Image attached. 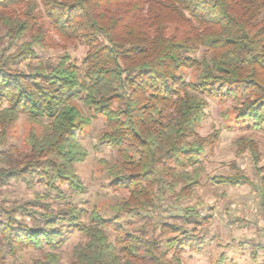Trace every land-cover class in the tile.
<instances>
[{
	"label": "trees",
	"instance_id": "obj_1",
	"mask_svg": "<svg viewBox=\"0 0 264 264\" xmlns=\"http://www.w3.org/2000/svg\"><path fill=\"white\" fill-rule=\"evenodd\" d=\"M28 1L0 0V28L5 31L0 36L1 185L22 181L30 189L39 184L62 194L60 186L67 184L73 193H83L76 166L88 152L77 131L103 117L108 131L102 141L118 149L123 160L114 167L120 174L113 175L112 185L129 190L122 203L128 205L127 213L139 214L157 208L160 196L188 198L200 185L201 158L219 135L198 134L206 98L241 87L237 119L252 121L264 133V0H41L58 32L83 40L89 51L83 72L68 53L58 63L39 62L25 73L15 67L36 55L35 45H43L40 36L17 45L38 26L36 5H29L24 17L10 9ZM202 49L210 56L197 59ZM189 70L194 80H186ZM22 114L42 126V132L32 130L30 152L15 155L2 148ZM236 145L239 154L250 152L259 166L256 141L244 137ZM258 172L264 191V173ZM246 181L239 171L220 177L221 184L233 186ZM4 212L0 235L15 242L11 251L49 250L34 264H56L55 251L65 244L64 234L74 230L88 239L75 248L74 264H183L184 250L201 251L205 243L195 229L164 224L162 232L174 236L163 252L161 240L127 233L98 212L91 215V229L76 209L49 215L38 228L16 220V209ZM184 218L188 225L202 219L196 205L185 210Z\"/></svg>",
	"mask_w": 264,
	"mask_h": 264
},
{
	"label": "rangeland",
	"instance_id": "obj_2",
	"mask_svg": "<svg viewBox=\"0 0 264 264\" xmlns=\"http://www.w3.org/2000/svg\"><path fill=\"white\" fill-rule=\"evenodd\" d=\"M35 4L36 10L33 15L37 18L38 26H34L33 32H28L25 40H19L17 45L23 42L33 40V36L41 37L43 45H35L36 55L27 58L19 63L15 69H19L25 73H31L32 69L39 65V62L58 63L60 58L65 54L71 56L72 63H75L80 70H84V59L89 51V45L79 38H71L58 32L51 19L43 13L41 0H29L27 3L11 8V11H17L22 17L30 7ZM34 23V22H33ZM32 23V24H33ZM5 31L0 28V36H4ZM9 39H6L5 44ZM18 47L12 48L15 52ZM204 56H210L205 50H200L195 57L201 59ZM187 81L195 79V73L189 70L185 75ZM226 90L222 91L218 97L206 98L208 103L205 109V116L198 129L201 137H207L213 133H218V139L212 146L206 148L205 155L201 158L204 174L201 177L200 185L195 189L194 194L184 199H176L171 195L160 196L157 209L163 208L159 203L160 200L172 201V214L165 219L155 221L154 210L142 211L139 214L117 213L111 202L105 199L106 194L90 193L86 187V180L91 176H101L103 173L110 172L115 166L122 165V158L118 149L110 144L103 142V135L108 131L105 118L100 117L93 119L90 125H83L81 130L77 131L79 141L85 146L88 157L77 164L76 170L85 190L83 193L75 194L71 191L67 184L61 185L62 194L49 193L42 185H36L30 189L22 181H11L7 185L0 184V221H5L6 214L4 210H10L8 204L10 201L7 195H17L26 197V203L31 205L40 203L31 199V197L39 192L44 199H54L63 201L64 208L55 212L58 214L63 210L75 209L71 206L70 197L76 195L88 196L93 199H85L83 203L90 205L93 212H98L102 217L114 219L117 221L127 233H132L137 237L146 240L158 239L162 241L161 251L166 249V240L174 236L169 232L163 233L162 226L164 224H178L189 232L195 229L196 233L205 239V243L201 251H192L186 249L181 257L183 264H264V201L263 187L261 185L260 173L258 168L264 173V133L256 131L252 121H243L237 119L236 107L239 99L243 96V89L240 87L235 93L225 95ZM83 109L86 117H91V113L87 108L79 102L75 103ZM32 130L37 133L42 132V126L31 123L26 115H21L11 130L8 144L2 149L15 155H26L30 152L27 140ZM251 138L256 141L259 151L262 155L261 163L255 166L254 160L250 152L243 154L238 153L236 141L242 138ZM89 140L92 143L89 145ZM242 173L248 181L242 182L238 186L229 184H221L220 177L234 176L235 173ZM238 175V174H236ZM241 175V174H240ZM113 176L107 182L111 186V195L114 199L121 202L130 197L127 189L115 187L112 185ZM66 186V188L64 187ZM104 187V186H102ZM17 201H11L16 203ZM177 205L179 207H173ZM196 205L202 219L195 224L188 225L185 222V210L188 207ZM14 210V209H11ZM77 210V209H76ZM165 212L168 209H164ZM81 213V221L85 222L88 214V207H81L77 210ZM157 233H159L157 235ZM109 239L115 242L116 235L111 230H107ZM88 241L87 237L78 231H72L68 234V239L61 249L55 251L59 256L56 264H74V250L80 245ZM28 256L31 264L37 260H44L45 253L49 250H23ZM34 257L38 259H34ZM170 257V256H169ZM25 264H28L26 261Z\"/></svg>",
	"mask_w": 264,
	"mask_h": 264
},
{
	"label": "clouds",
	"instance_id": "obj_3",
	"mask_svg": "<svg viewBox=\"0 0 264 264\" xmlns=\"http://www.w3.org/2000/svg\"><path fill=\"white\" fill-rule=\"evenodd\" d=\"M92 143L91 140H89L88 144L90 145ZM126 147V145H125ZM134 155V154H133ZM120 169L113 168L110 172L103 173L101 176H95L94 174L91 175L86 180V187L89 188L90 193H101L106 194L105 199L111 202V205L115 211H123L125 215H127V208L128 205L125 203H122L119 200H116L111 195V186H108L107 182L111 180L113 175H119ZM116 184L119 183H125V181H116ZM104 186V187H102ZM66 188V186H64ZM6 198L10 201L8 204V208L16 209V212L14 213L16 220L20 221L22 224L28 225L30 227H42L47 216L49 215H55V212L59 209L64 208V202L63 201H56L53 197V199H44L42 195L37 192L35 193L31 199L40 201V203L35 204H27L26 203V197H21L17 195H7L5 193ZM71 199V206L75 209H79L81 207H88V214L85 218V222L89 224V229L93 227L91 222V215H92V208L90 205H85L83 201L85 199H93L91 195L88 196H81L76 195L75 197H70ZM11 201H17L16 203H11ZM160 204L163 205V208H156L154 205V215H155V221L153 223V226L156 227L157 221L165 219L168 215L172 214V207L170 205L172 204L171 200H168L165 202V200H160ZM0 206H3L0 204ZM173 207H179L177 205H173ZM164 209H168L167 212L164 211ZM3 218V217H0ZM159 233H157L158 235ZM26 235H32L31 233H26ZM52 234H49V237ZM64 239H68V234H64ZM49 241H44V243H48ZM15 245L14 241H11L5 236L0 235V264H25L27 261L28 264H31V261L28 260V256L26 255V252L23 250H20L17 248L14 252L11 251V248ZM47 255V253H45ZM34 259H38L34 257Z\"/></svg>",
	"mask_w": 264,
	"mask_h": 264
}]
</instances>
